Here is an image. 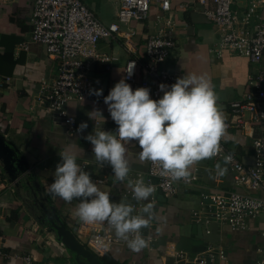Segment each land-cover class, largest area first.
I'll return each instance as SVG.
<instances>
[{"label":"crops","instance_id":"crops-1","mask_svg":"<svg viewBox=\"0 0 264 264\" xmlns=\"http://www.w3.org/2000/svg\"><path fill=\"white\" fill-rule=\"evenodd\" d=\"M33 1L0 2V136L9 147L5 155L6 163L0 155V247L11 255L30 256L31 264H72V257L55 233L49 231L44 220L45 212L50 213L54 209L81 244L82 236L78 233L82 221L75 215L79 200L67 203L47 191L59 162L60 147L71 141L85 153V157L77 161L78 164L90 173L92 179L103 181L94 183L110 195L112 202L130 204L134 208L133 215L145 217L148 214L142 213V209L149 203L153 205L150 224L141 230L146 241H151L148 246L139 252L128 246L114 247L100 256L105 264H172L173 258L167 252L169 245L187 256H194L207 247H216L227 257L226 263L218 264H250L256 256L255 248L261 243L258 232L261 225L252 222L248 230L233 231L225 225L211 223L208 228L210 233L207 234L205 229L208 226L197 223L193 216V213L202 212L205 208L203 194L247 193L234 185L230 168L223 160L212 157L197 162L190 173L196 177L191 185L179 184L173 195L156 191L148 201L137 202L127 198V191H131L128 185L133 184L139 175L145 176L148 165V161L139 159L141 149L138 143L132 141L125 144L130 172L125 181L119 182L110 167L101 166L94 160L92 145L84 137L94 130L115 132L117 125L107 105L100 99L107 96L123 78L128 60H145L146 39L157 35L166 19L172 21L175 45L161 67L171 73L203 75L210 80L225 123L231 119L229 103L243 99L252 91L249 78L256 73L257 67L243 56L213 52L219 42V31L203 16L198 4L192 3L181 10L179 5L182 0H172L168 13L162 12L158 4H153L145 20L125 24L126 31L133 32L130 42L135 47L134 51L126 47L121 36L98 42L97 53L110 59L108 63H92L91 77L97 82L93 90L102 89L103 95L97 97L91 94L84 101L66 105L67 114L76 120V128L70 132L54 113L48 111L46 104L38 100L41 84H49L56 78L57 65L49 59L42 45L30 41ZM80 1L102 24L114 22L119 0ZM231 1V9L238 13L248 5V0ZM111 8L112 16L108 14ZM262 19L264 21V15ZM22 45H26L27 49H23ZM260 69L264 70V54ZM94 109H99L103 118L96 115L90 119V112ZM82 122L88 127L83 132H77ZM256 138H264V122L227 129L220 145L243 165L251 166L254 160L252 143ZM217 163L222 169H227L223 175L219 174ZM252 194L263 196L262 193ZM0 264L22 263L10 258L0 260Z\"/></svg>","mask_w":264,"mask_h":264},{"label":"built area","instance_id":"built-area-1","mask_svg":"<svg viewBox=\"0 0 264 264\" xmlns=\"http://www.w3.org/2000/svg\"><path fill=\"white\" fill-rule=\"evenodd\" d=\"M3 1L6 0H0ZM192 3L201 7L203 16L219 31V42L213 52L217 55L228 52L243 56L257 67L256 73L249 78L252 91L243 99L229 103L231 119L226 123V130L239 128L246 123L264 122V70L260 69L264 54V0H248L246 9L241 13L231 9V0H182L179 8L183 10ZM153 4H158L161 11L166 13L172 8V0H119L116 14L118 23L104 25L80 0L33 1L30 41L42 45L49 59L57 65L56 78L49 84H41L38 100L46 104L48 111L54 113L68 131L75 130L76 120L67 114L66 105L91 97L90 90L97 85L96 80L91 77L92 63L110 61L108 57L97 53L98 42L121 36L125 39L126 47L134 51L135 47L130 42L133 32H121L120 24L145 20ZM172 31V21L166 19L159 33L146 39L145 60H128L123 70V79L133 90L139 87L149 88L150 98L154 100L163 95L159 90L161 83L172 85L178 77H183L161 67L175 45ZM22 48L27 49L26 45H22ZM133 62V75L128 78L126 70ZM100 100L104 102L103 97ZM252 145L254 160L251 166L243 165L222 145L214 156L224 162L226 157H230L226 164L230 168L233 183L247 193L203 194L205 208L202 212L193 213V216L197 223L202 222L208 226L205 229L207 234L210 233L208 228L211 223L225 225L233 231H245L252 222H257L261 225V243L255 248L256 256L250 264H264V138L254 139ZM159 173L160 169L148 161L145 176L139 175L137 179H142L146 185L151 184L154 192L160 191L166 195L175 194L179 184L191 185L196 180L194 175H190L187 180H171ZM92 180L96 183L103 182L100 179ZM252 193H262L263 196ZM127 198L135 200L132 191H127ZM78 235L86 240L89 249L98 256L105 255L114 247L128 246L127 241L116 237L115 230L107 222L91 225L82 222ZM147 242L149 244L150 239ZM167 252L173 258L172 264L227 262L226 254L216 247H207L194 256H187L169 245ZM10 258L21 261L22 264H31L32 261L28 255H11L0 247V260Z\"/></svg>","mask_w":264,"mask_h":264},{"label":"clouds","instance_id":"clouds-1","mask_svg":"<svg viewBox=\"0 0 264 264\" xmlns=\"http://www.w3.org/2000/svg\"><path fill=\"white\" fill-rule=\"evenodd\" d=\"M133 68L134 62L126 70L128 78L133 75ZM159 90L163 95L154 100L150 98L149 88L133 90L122 78L104 97L117 125L115 132L94 130L84 137L92 145L94 160L110 167L119 182L125 181L130 172L125 144L132 141L141 149L139 159L150 161L160 169L161 176L171 180H187L194 164L211 159L221 150L220 141L227 125L210 80L203 75L189 74L178 77L172 85L161 83ZM90 94L99 97L103 90H90ZM96 115L103 118L99 109L90 112L89 118L94 119ZM87 127V123L82 122L77 132ZM58 156L47 191L67 203L79 200L75 215L80 221L89 225L107 222L116 237L127 241L131 250L139 252L147 247L141 230L150 224L153 205L149 203L142 209V213L148 214L145 217L133 215L134 208L130 204L112 202L110 195L101 191L90 173L78 164L85 153L74 142L63 143ZM229 159L225 158V164ZM216 168L220 175L227 171L219 163ZM128 187L137 202L148 201L155 190L142 179Z\"/></svg>","mask_w":264,"mask_h":264},{"label":"water","instance_id":"water-1","mask_svg":"<svg viewBox=\"0 0 264 264\" xmlns=\"http://www.w3.org/2000/svg\"><path fill=\"white\" fill-rule=\"evenodd\" d=\"M9 149L8 144L0 136V155L6 163V151ZM45 222L49 226V231L55 233L57 239L64 247L65 251L70 254L75 264H104L89 249L85 248L78 242L75 236L65 227L54 209L45 212Z\"/></svg>","mask_w":264,"mask_h":264},{"label":"rangeland","instance_id":"rangeland-1","mask_svg":"<svg viewBox=\"0 0 264 264\" xmlns=\"http://www.w3.org/2000/svg\"><path fill=\"white\" fill-rule=\"evenodd\" d=\"M109 15L111 14V16H112V14H113V10H112V8H111V10H110V12L108 13ZM166 19V18H165ZM165 21V20H164ZM114 23H118V20H117V17L115 18L114 17ZM120 28H121V31H126L127 29V26L125 25V24H120ZM96 51H97V49H96ZM260 230H258V232H259ZM81 240H80V242H81V244H85L87 247H89L88 245H87V243H86V240L83 238V237H81L80 238ZM113 250V248L112 249H109L108 251H112ZM69 254V253H68ZM70 255V254H69ZM71 262H72V259H71ZM73 264V263H72Z\"/></svg>","mask_w":264,"mask_h":264},{"label":"trees","instance_id":"trees-1","mask_svg":"<svg viewBox=\"0 0 264 264\" xmlns=\"http://www.w3.org/2000/svg\"><path fill=\"white\" fill-rule=\"evenodd\" d=\"M97 257L105 264V262L103 261L102 257H100V256H97ZM72 263L75 264L73 260H72Z\"/></svg>","mask_w":264,"mask_h":264}]
</instances>
